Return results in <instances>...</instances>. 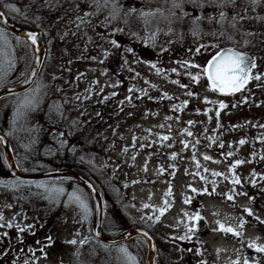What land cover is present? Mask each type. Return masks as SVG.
Instances as JSON below:
<instances>
[{
    "label": "rangeland",
    "instance_id": "374dc122",
    "mask_svg": "<svg viewBox=\"0 0 264 264\" xmlns=\"http://www.w3.org/2000/svg\"><path fill=\"white\" fill-rule=\"evenodd\" d=\"M115 2V18L110 4L77 30L76 17L96 11L92 0H0L6 16L27 29L38 28L46 48L32 84L18 92L22 97L39 85L38 106L17 118L10 109L17 98L0 97V127L15 159L35 162L45 156L24 158L28 141L35 148L46 144L39 153L47 156L66 146L70 155L79 154L97 175L101 226L111 234L147 230L155 243L153 264H244L254 250L249 243L264 246L259 222L264 221V0H202L203 8L187 2L189 15L183 19L172 0ZM221 10L228 21L238 20L235 28L225 23L224 36L218 23L208 22ZM196 16H203L198 27L192 23ZM0 29L15 62L0 86L19 84L31 68V48L1 23ZM214 44L249 54L256 62L252 75L261 79L234 95L212 91L201 68L218 51L210 47ZM0 47H5L2 40ZM13 176L0 146V264H126L121 247L136 264H145L147 243L140 236L115 245L95 243L94 205L80 181L55 176L20 182ZM236 178L239 184L232 183ZM40 184L61 186L65 194L49 200ZM75 189L87 199V218L68 201ZM124 220L130 223L123 225ZM221 225L241 235L225 233Z\"/></svg>",
    "mask_w": 264,
    "mask_h": 264
},
{
    "label": "snow or ice",
    "instance_id": "6c2138e0",
    "mask_svg": "<svg viewBox=\"0 0 264 264\" xmlns=\"http://www.w3.org/2000/svg\"><path fill=\"white\" fill-rule=\"evenodd\" d=\"M187 2H191L192 4L203 8V2L202 0H172V8L173 9H179L181 12V19H183L185 16H188L189 13L184 11V4ZM234 3L235 0H232ZM92 3L95 5L96 11L95 12H85L83 15H78L76 17V28L79 30L81 26H89L91 25V20L88 19V17L98 15L99 12L101 11L102 8L109 7L111 4L112 12L110 15L112 18H115L116 15L118 14V8L115 0H92ZM253 4L259 3V0H252ZM5 7L11 8L13 12H20V9L16 8L13 5H8L6 4ZM219 7L223 8V3L219 5ZM77 8H79V5H77ZM132 11H135L133 9ZM159 11V9H157ZM5 13L0 12V18L4 17ZM142 16L148 17V16H154L155 13L153 12H142ZM172 16L176 15L175 11L171 12ZM25 19L27 17L25 16ZM37 21L40 20V17H36ZM107 19V18H106ZM203 19V16H196L192 23L196 25L197 27L199 26V22ZM240 19H243V17H240ZM215 21L221 26V30H219V35L224 36L225 32L223 31V27L226 22H228L229 26L232 28H235L238 20L237 17L233 16L231 21H228L227 14L221 10L219 12L218 19L216 17H209L208 22L211 24ZM147 23V21H146ZM117 31H122V29H117ZM75 34V33H73ZM193 34H197L196 31H193ZM211 35H217L216 32L210 33ZM27 38L28 40L31 41L32 45H35L37 43V35L34 32H28L27 33ZM151 39H154V35L150 37ZM20 37H16L17 42H20ZM228 39H231V36H228ZM0 40L4 41L5 47H0V58H3L2 61H0V81L6 80L9 73L15 66V62L13 59L9 57V53L6 51V46L8 45L7 37L6 34L2 29H0ZM110 43L114 47H119L117 42L115 40L110 41ZM202 47H209V46H202ZM210 47L217 48L218 51L216 52V55H214L204 66L201 68V72L203 75L207 77V80L209 81L210 89L212 91H217L223 95H234L237 92H240L242 89L245 88V86L253 79L260 80L261 77L259 74L256 76L252 75V69L256 67V62L255 60L250 57L247 53L239 51L235 48H223L220 49L218 44L211 45ZM129 52L132 51V49H128ZM199 51V49H197ZM105 55H107V52H105ZM103 61H101L102 63ZM187 63V62H186ZM155 67V65H152ZM188 67H196L200 68L199 65L196 64H187ZM159 72V69H157ZM175 71V69H173ZM30 75L35 76L36 73L35 71L31 72ZM138 75V74H137ZM55 79V77H53ZM193 81H198L200 78V75L198 74L197 76L191 77ZM174 83H177L176 81H173ZM129 91H132V89H129ZM40 93V87L37 85L35 88H33L30 92L25 93L22 97L17 98V103L15 105V111H14V116L17 118L25 117L27 113L33 111L37 106H38V99L37 97L39 96ZM115 95V93H113ZM167 95V94H165ZM188 95H192V93H188ZM168 99H171L172 97H167ZM206 103H211V101H208L207 98H205ZM187 102H185L186 104ZM227 105L221 103L220 108H225ZM218 115V113H217ZM75 123V122H74ZM191 123V122H189ZM163 126V125H161ZM191 135V133H188ZM63 135V133L61 134ZM162 139L167 140L169 137L165 136L162 137ZM3 140V137H0V141ZM240 143H244V141H240ZM61 146H64V142H61ZM231 155V154H229ZM173 159L175 158V155L172 157ZM206 160L210 159V157L205 156L204 157ZM241 163L240 161H237V164ZM235 167V165H233ZM213 176L220 175V173L213 172ZM203 179V177H202ZM233 184H239L240 180L238 178L233 179L232 181ZM40 188H44L45 193H46V198L49 200H58L61 196L65 194V189L61 186H46L43 184L38 185ZM195 191V189H193ZM207 192V189H205ZM212 194V193H208ZM246 195V193H243ZM228 200H232L233 196L228 195L227 196ZM68 201L70 203L76 204L80 210L82 211L83 215L85 218H87V215L90 212V208L87 203V199L84 196L83 192L80 191L79 189H75L72 192L68 193ZM187 202V201H186ZM147 207V205H145ZM247 215L252 216L254 215L250 209H245L244 210ZM259 221V217H255ZM2 219V217H0ZM196 219H199L197 216ZM260 223H264V221H259ZM245 223L244 220L241 221V227H243V224ZM10 226V225H9ZM222 230L225 233L232 232L236 236H240V232H234L232 228H226L223 225H221ZM191 231V229H190ZM49 240L51 238L49 237ZM69 243L76 244L77 242L75 240L69 241ZM249 248L254 249L256 253H264V246H261L256 243H249L248 245ZM43 251V249H41ZM121 253L125 256L126 258V264H136V260L134 257L131 256V254L128 252L126 247H121L120 248ZM35 253H33V256ZM46 258V254H45ZM24 264H29V262L26 260ZM234 264H239V261L234 262ZM244 264H249V261L247 258L244 260ZM255 264H260V261L257 259L255 260Z\"/></svg>",
    "mask_w": 264,
    "mask_h": 264
},
{
    "label": "water",
    "instance_id": "95a60500",
    "mask_svg": "<svg viewBox=\"0 0 264 264\" xmlns=\"http://www.w3.org/2000/svg\"><path fill=\"white\" fill-rule=\"evenodd\" d=\"M0 12H3L2 9L0 8ZM0 23L2 27L12 33L13 35L20 37L24 39L27 44L30 46L32 54H33V62L31 65L30 70L27 73V76L25 79L16 85H9V86H3L0 88V97L3 95L9 94V93H15V92H20L28 88L34 78L36 77L38 70L41 67V64L44 59L45 55V48L44 45L40 39L39 36V31L38 30H31L24 28L14 21H12L8 16L4 15V17L0 18ZM28 32H34L37 35V43L35 45L31 44V41L28 40L27 38V33ZM240 51V50H239ZM243 52V51H242ZM216 55V54H215ZM249 55V54H248ZM35 71L36 75L32 76L30 75L31 72ZM0 137H3V140L0 141V146L3 152V155L8 163V166L10 168V171L17 176L18 178L21 179H26V180H38L42 178H48V177H63V178H75L78 181H80L82 184L86 186L88 189L93 205H94V211H95V222H94V231H93V237L106 245H115L118 243H121L123 241H126L130 239L133 236H140L142 237L146 243H147V249H146V257H145V264H153L154 260V253H155V243L153 236L145 229L143 228H130L116 236H106L102 229H101V218H102V206L100 202V196L95 188V185L84 175L79 173L78 171H75L70 168H52V169H47L39 172H32V173H27L23 172L18 169L14 158H13V153L11 146L9 144L8 139L0 133Z\"/></svg>",
    "mask_w": 264,
    "mask_h": 264
},
{
    "label": "trees",
    "instance_id": "16d2710c",
    "mask_svg": "<svg viewBox=\"0 0 264 264\" xmlns=\"http://www.w3.org/2000/svg\"><path fill=\"white\" fill-rule=\"evenodd\" d=\"M9 17L13 21H15L16 23L20 24V22H18V20L16 18L11 17V16H9ZM35 29H38V28H35ZM43 41H44V39H43ZM5 85H8V84H5ZM21 94L22 93L8 94V95H6V97H9V100H14L15 98L20 97ZM3 98H5V97H3ZM10 104H11V108L10 109H15V107L13 106V103H10ZM14 111L15 110L12 111L13 114H14ZM0 133H2L9 140V138H8L3 126L0 127ZM28 142H29V144H28ZM28 142H27V144H25V148L28 149L29 156L24 157V158H30V160H32L34 157H36V155H44L45 154V156L38 157L40 160H36L35 162L24 160L21 163L20 160L18 162V160L15 159L16 164H17L18 168L21 171L27 172V173H32V172H39V171L52 169V168H70V169H73L75 171H78L79 173H81L82 175L87 177L93 184H95V179L97 178V175L96 174H94V175L91 174L92 171L90 170V168H88V163H84V160L80 159L79 154L70 155L68 153V147L67 146L62 148L60 150L62 152L58 153V155H56V156H47L48 154H46V153H43V154L39 153L40 150H41V147H42V149H43V147L46 148V146H47L46 144L37 143V144H40L41 147L39 146L38 148H35V146H33L30 143L31 141H28ZM14 158H17L16 155H14ZM58 178L59 179L61 178L62 180H66L67 179V178H63V177H58ZM11 179H12V177H11ZM13 179H14V181H20V182H22V181L28 182L29 181V180H22L21 181V180H19V178L15 177V176H13ZM126 223L127 224L130 223V221L127 222L126 220H124L122 224L125 225ZM126 226H129V225H126ZM102 231L107 236H115V235H118V234L121 233V232H118L117 234H111L103 226H102ZM94 241H95L96 244H100L102 246V243H100V242H98L96 240H94ZM104 245L105 244H103V246ZM105 246H108V245H105Z\"/></svg>",
    "mask_w": 264,
    "mask_h": 264
},
{
    "label": "flooded vegetation",
    "instance_id": "af4514ba",
    "mask_svg": "<svg viewBox=\"0 0 264 264\" xmlns=\"http://www.w3.org/2000/svg\"><path fill=\"white\" fill-rule=\"evenodd\" d=\"M190 60H194L193 57H190L189 58ZM247 259L250 258L251 261H249V264H255V260H259L260 261V264H264V253H256L254 250L253 251H249L247 256H246ZM198 264H201V261L198 263Z\"/></svg>",
    "mask_w": 264,
    "mask_h": 264
}]
</instances>
